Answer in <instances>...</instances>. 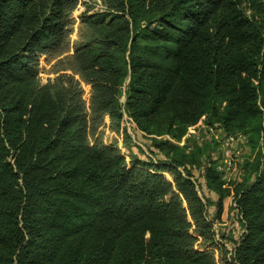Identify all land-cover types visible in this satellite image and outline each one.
Instances as JSON below:
<instances>
[{
    "label": "trees",
    "instance_id": "obj_1",
    "mask_svg": "<svg viewBox=\"0 0 264 264\" xmlns=\"http://www.w3.org/2000/svg\"><path fill=\"white\" fill-rule=\"evenodd\" d=\"M99 1L72 40L79 0H0V264H264L262 155L231 191L210 144L171 141L203 125L259 146L264 0ZM125 115L167 161L102 141L107 118L131 141ZM232 193L229 252L215 225Z\"/></svg>",
    "mask_w": 264,
    "mask_h": 264
},
{
    "label": "rangeland",
    "instance_id": "obj_2",
    "mask_svg": "<svg viewBox=\"0 0 264 264\" xmlns=\"http://www.w3.org/2000/svg\"><path fill=\"white\" fill-rule=\"evenodd\" d=\"M87 8L90 9V13L101 12L104 10L99 0H79V5L74 12V17L77 20V24L75 26V34L73 35L72 40L77 38L79 19ZM244 9L248 15H258L257 11L250 3L245 4ZM41 67H43L44 72L51 69L48 64L44 63V60L41 61ZM42 76L46 78H54V76L43 73ZM90 90L91 88L89 86H85L86 98L90 97ZM122 102H124V100ZM125 116L126 127L131 137V141L124 143L122 138L116 134V132H113L110 129L109 118L106 120V128L102 130V141L107 145L111 143H118L122 153L127 157L128 162L131 161V156H135L146 162L167 161L165 153L154 146L153 139L149 136L143 135V133L138 131L135 126L127 119V115ZM232 137L236 139L235 142L232 143L231 141V143L228 144V140ZM237 138L239 140H237ZM157 139L162 141L167 140V137H158ZM91 141H93V139ZM171 141L180 147L189 146L190 150H192V148L196 145L202 146L204 144H210L211 151H214L211 153V156L213 157V161L216 162L217 171L222 174L223 180L226 182L225 187L231 189V191H233L234 184L241 183L244 177L248 175L249 171H251L252 164L258 154L262 155V163L264 165V137L260 141L259 146L253 150L248 136H245L241 133L228 136L219 127L208 128L207 126L200 125L196 128L190 129L181 141ZM227 151H232L234 153L231 166L225 164V155ZM194 174V179L197 182L200 196L203 199L211 202L208 212L210 218L214 219L216 207L213 205L218 201V196L208 190L203 177V171L196 169L194 170ZM165 175L170 181H173V178L170 174L166 173ZM215 229L217 232L218 241L220 243H224L229 252H233L237 243L244 234L241 217L234 202V193L224 200V211L221 216V220L216 223Z\"/></svg>",
    "mask_w": 264,
    "mask_h": 264
},
{
    "label": "built area",
    "instance_id": "obj_3",
    "mask_svg": "<svg viewBox=\"0 0 264 264\" xmlns=\"http://www.w3.org/2000/svg\"><path fill=\"white\" fill-rule=\"evenodd\" d=\"M235 138L234 137H232V138H230L229 140H228V144H230L231 143V141H232V143H234L235 142ZM237 140H239L238 138H237ZM233 156H234V153L232 152V151H227L226 152V155H225V164L226 165H228V166H231L232 165V158H233Z\"/></svg>",
    "mask_w": 264,
    "mask_h": 264
}]
</instances>
